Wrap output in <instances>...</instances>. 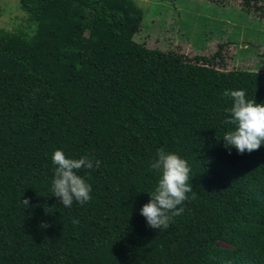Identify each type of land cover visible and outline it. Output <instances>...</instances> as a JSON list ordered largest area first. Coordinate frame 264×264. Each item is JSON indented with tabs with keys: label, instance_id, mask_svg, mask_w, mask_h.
Segmentation results:
<instances>
[{
	"label": "trees",
	"instance_id": "trees-1",
	"mask_svg": "<svg viewBox=\"0 0 264 264\" xmlns=\"http://www.w3.org/2000/svg\"><path fill=\"white\" fill-rule=\"evenodd\" d=\"M18 6L34 28L0 27V264H264V145L229 154L220 139L223 93L264 103V72L134 41L132 0ZM161 149L188 162L192 191L158 230L140 209ZM56 150L100 161L78 173L90 202L52 196Z\"/></svg>",
	"mask_w": 264,
	"mask_h": 264
},
{
	"label": "rangeland",
	"instance_id": "rangeland-1",
	"mask_svg": "<svg viewBox=\"0 0 264 264\" xmlns=\"http://www.w3.org/2000/svg\"><path fill=\"white\" fill-rule=\"evenodd\" d=\"M142 19L132 39L187 57L210 55L220 69L264 72V2L241 0H132ZM0 27L31 34L18 0H0ZM217 247H226L222 241Z\"/></svg>",
	"mask_w": 264,
	"mask_h": 264
},
{
	"label": "clouds",
	"instance_id": "clouds-1",
	"mask_svg": "<svg viewBox=\"0 0 264 264\" xmlns=\"http://www.w3.org/2000/svg\"><path fill=\"white\" fill-rule=\"evenodd\" d=\"M223 95L232 101L231 107L226 109L230 115L225 120L232 128L220 138L229 154L233 148L238 154L259 150L264 145V103L247 99L243 90H226ZM156 156L151 168L159 173V179L140 214L150 228L161 230L185 210L181 205L192 191L189 186L191 169L188 162L175 153L161 149ZM52 163L56 166L51 183L52 196L65 207H71L74 201L80 205L90 202L91 185L78 173L81 169L98 168L100 161L88 156L68 158L63 151L56 150ZM23 203L28 205L29 202L25 199Z\"/></svg>",
	"mask_w": 264,
	"mask_h": 264
}]
</instances>
